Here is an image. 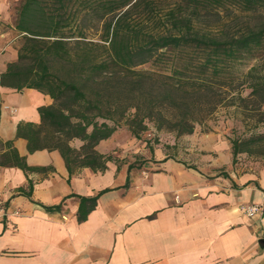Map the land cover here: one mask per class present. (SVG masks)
<instances>
[{
	"label": "crops",
	"instance_id": "0c3cea01",
	"mask_svg": "<svg viewBox=\"0 0 264 264\" xmlns=\"http://www.w3.org/2000/svg\"><path fill=\"white\" fill-rule=\"evenodd\" d=\"M20 2L0 0V80L17 59ZM51 102L34 87L0 81V140H11L0 155L14 147L30 166L0 163V264H264V156L240 152L237 164L219 132L194 128L183 151L118 128L95 145L111 154L104 170L70 172L58 149L29 151L17 134ZM104 188L79 220L80 196ZM251 202L261 214L241 210Z\"/></svg>",
	"mask_w": 264,
	"mask_h": 264
},
{
	"label": "trees",
	"instance_id": "16d2710c",
	"mask_svg": "<svg viewBox=\"0 0 264 264\" xmlns=\"http://www.w3.org/2000/svg\"><path fill=\"white\" fill-rule=\"evenodd\" d=\"M258 10L264 11V0H21L14 26L22 43L0 81L34 87L52 102L38 107L39 123H18L17 134L27 139L29 151L58 149L70 172L80 165L102 171L111 154L95 145L118 129L129 109V129L137 135L135 99L145 72L152 84L147 116L160 103L188 110L193 102L187 96L215 88L246 86L261 105L264 71L258 64L244 66L264 53V25L234 33L208 26L222 15ZM145 62L149 70L135 68ZM235 95L244 98L238 90ZM175 126L192 131L186 111ZM73 138L81 140L78 147L70 144ZM0 143L11 146V140ZM230 143L233 157L241 151L264 156V133L236 135ZM1 162L30 168L14 147L0 155ZM106 189L80 196L79 220Z\"/></svg>",
	"mask_w": 264,
	"mask_h": 264
},
{
	"label": "rangeland",
	"instance_id": "374dc122",
	"mask_svg": "<svg viewBox=\"0 0 264 264\" xmlns=\"http://www.w3.org/2000/svg\"><path fill=\"white\" fill-rule=\"evenodd\" d=\"M260 25H264V11L261 10L237 12L236 15L226 14L219 19H211L208 22V26L214 30L224 29L229 33L243 30L247 26L257 27ZM21 43L22 37L16 41L17 48ZM251 64H258L259 69L264 71V53L247 62L244 68ZM135 68L146 71L151 67L148 62H145ZM145 74L147 77L148 73L145 72ZM146 77L143 81L142 95L135 99V102L139 105V110L137 108L138 111H136L138 114L136 120L140 122L137 125V135H133L129 129V126L133 125L132 112L134 109H129L128 114L120 119L118 127L123 133L127 132L137 142L147 141L150 146L162 143L184 151L188 147L186 138L190 136L194 128H197L201 133L219 132L229 142L236 135L243 136L251 132L264 133V102L258 105V98L248 95L249 88L246 86H241L235 90L230 89L229 91L223 88L201 91L191 99L188 96L185 99L178 97L181 100L192 101L190 109L186 110V107L179 109L175 105L160 103L157 106L158 109L151 111V115L147 116L146 98L152 84ZM237 90L240 91L241 96H244L243 99H239L235 95ZM183 111H186L189 122L193 124V129L190 132H179V128L175 126L176 119ZM252 148L256 149V147ZM238 153L235 161L240 164L243 159L240 157V152ZM246 153L252 156H263L259 155L257 151ZM124 157L126 156L122 158Z\"/></svg>",
	"mask_w": 264,
	"mask_h": 264
},
{
	"label": "built area",
	"instance_id": "2783aa9c",
	"mask_svg": "<svg viewBox=\"0 0 264 264\" xmlns=\"http://www.w3.org/2000/svg\"><path fill=\"white\" fill-rule=\"evenodd\" d=\"M240 208L247 216H254L257 214H261L263 211L262 205L256 202H251L248 204L241 205Z\"/></svg>",
	"mask_w": 264,
	"mask_h": 264
}]
</instances>
